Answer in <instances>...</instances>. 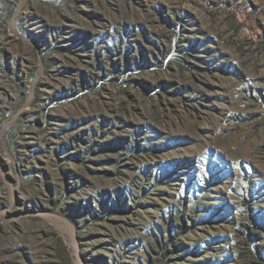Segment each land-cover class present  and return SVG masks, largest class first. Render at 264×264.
<instances>
[{"label":"rangeland","instance_id":"obj_1","mask_svg":"<svg viewBox=\"0 0 264 264\" xmlns=\"http://www.w3.org/2000/svg\"><path fill=\"white\" fill-rule=\"evenodd\" d=\"M0 264H264V0H0Z\"/></svg>","mask_w":264,"mask_h":264},{"label":"bare ground","instance_id":"obj_2","mask_svg":"<svg viewBox=\"0 0 264 264\" xmlns=\"http://www.w3.org/2000/svg\"><path fill=\"white\" fill-rule=\"evenodd\" d=\"M55 219H56V218H55ZM52 222H54V223H55L56 221H52ZM57 222H59V221H57ZM61 222H62V221H61ZM55 224H56V223H55ZM71 236H72V235H71Z\"/></svg>","mask_w":264,"mask_h":264}]
</instances>
